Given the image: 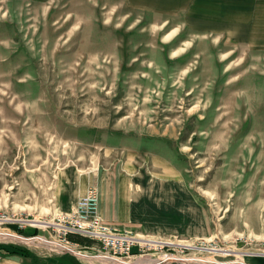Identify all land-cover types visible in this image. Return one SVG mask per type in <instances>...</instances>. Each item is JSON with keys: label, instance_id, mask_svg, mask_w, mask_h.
Masks as SVG:
<instances>
[{"label": "rangeland", "instance_id": "rangeland-1", "mask_svg": "<svg viewBox=\"0 0 264 264\" xmlns=\"http://www.w3.org/2000/svg\"><path fill=\"white\" fill-rule=\"evenodd\" d=\"M143 136L203 205L204 254L264 264V0H0V244L110 264L53 249L49 198Z\"/></svg>", "mask_w": 264, "mask_h": 264}, {"label": "crops", "instance_id": "crops-1", "mask_svg": "<svg viewBox=\"0 0 264 264\" xmlns=\"http://www.w3.org/2000/svg\"><path fill=\"white\" fill-rule=\"evenodd\" d=\"M139 142L133 148L120 147V151L112 152L129 153L128 158L125 157L123 162L117 158L113 161V165L111 162L99 168V164L95 171H85L82 178L81 174L77 176L75 173L73 178H68L66 173L68 171L63 172L66 177L54 183L55 189L49 198L53 211L47 220L55 221L59 213L56 212V208L63 211L69 209L88 186L96 185L99 190V210L110 224L119 227L131 226L137 230L139 228L156 231L164 233L162 234L164 236L174 234L177 237L182 235V238H199L205 235L208 225L203 205L190 191L186 181L181 178L180 172L172 167L166 157L163 159L161 155L157 156L158 153L152 152L151 140L143 136ZM108 146L104 143L99 145V153H109ZM114 147L118 146L114 145ZM135 153H148V155L140 160L139 164H135ZM152 153L156 161H152ZM159 157L161 159H158ZM153 165H159V167L152 169ZM37 233H40L39 229ZM48 233L50 234L49 231L46 234ZM3 234L8 233L1 230L0 235ZM54 255H51L46 262L39 264H58L51 260ZM252 256L253 254L244 255L242 259L255 264ZM0 264L37 263H30L26 256L10 255L1 257Z\"/></svg>", "mask_w": 264, "mask_h": 264}, {"label": "built area", "instance_id": "built-area-1", "mask_svg": "<svg viewBox=\"0 0 264 264\" xmlns=\"http://www.w3.org/2000/svg\"><path fill=\"white\" fill-rule=\"evenodd\" d=\"M62 212L56 216L57 222L49 221L50 225H56V229L55 226L51 228L57 233L46 239L53 244L54 250L68 252L89 261H94L88 258L90 255L103 257L105 260L103 263L113 261L131 264L136 259L146 256L152 261L144 262L145 264H166L173 261L181 264H241L243 260L234 255L231 259H217L204 254L209 252L210 247L204 245L205 239H199L200 237L195 240L188 238L175 240L172 239L177 237L175 235L143 233L110 224L99 210V190L96 185L88 186L85 193L81 194L69 209ZM7 220L17 222L20 227L40 226L38 219L9 217ZM9 231L28 238L27 240L42 236L37 233L25 235ZM132 247L136 249L132 250ZM211 249L213 250L210 251H217L216 247ZM223 250L225 254L230 253L229 248Z\"/></svg>", "mask_w": 264, "mask_h": 264}, {"label": "trees", "instance_id": "trees-1", "mask_svg": "<svg viewBox=\"0 0 264 264\" xmlns=\"http://www.w3.org/2000/svg\"><path fill=\"white\" fill-rule=\"evenodd\" d=\"M31 229H32V231L25 232V233H34V234L37 233V229L35 227H33ZM20 231L22 232V230H20ZM0 253L3 254L4 256H10V255H15V254L27 255V252L24 249L10 247V246H7L5 244H0Z\"/></svg>", "mask_w": 264, "mask_h": 264}, {"label": "bare ground", "instance_id": "bare-ground-1", "mask_svg": "<svg viewBox=\"0 0 264 264\" xmlns=\"http://www.w3.org/2000/svg\"><path fill=\"white\" fill-rule=\"evenodd\" d=\"M15 237V236H14ZM88 258H91V259H103V258H101V257H92V256H90V257H88ZM105 261V260H104ZM126 264H131V263H126ZM133 264H137V262H135V263H133Z\"/></svg>", "mask_w": 264, "mask_h": 264}, {"label": "water", "instance_id": "water-1", "mask_svg": "<svg viewBox=\"0 0 264 264\" xmlns=\"http://www.w3.org/2000/svg\"><path fill=\"white\" fill-rule=\"evenodd\" d=\"M106 263H110V264H120L119 262H113V261H109V262H106Z\"/></svg>", "mask_w": 264, "mask_h": 264}]
</instances>
